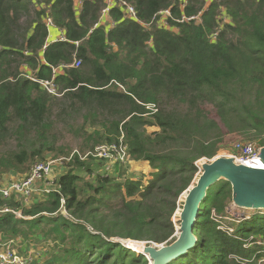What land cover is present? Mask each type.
Here are the masks:
<instances>
[{
  "label": "trees",
  "instance_id": "1",
  "mask_svg": "<svg viewBox=\"0 0 264 264\" xmlns=\"http://www.w3.org/2000/svg\"><path fill=\"white\" fill-rule=\"evenodd\" d=\"M105 1L0 0V177L25 175L48 153L64 161L58 192L27 207L0 201L29 218L1 216L2 239L38 237L57 250L35 264H149L111 240L175 241L171 218L196 162L223 143L210 112L228 133L264 135V0H114L107 21ZM119 1L134 7L136 21ZM165 10L171 16L162 28L157 14ZM197 15L199 23L181 22ZM52 34L62 39L53 42ZM74 60L78 68L55 75L60 96L37 83ZM66 118L78 124L81 152L54 149L55 126L74 128ZM146 127L160 131L147 134ZM206 128L216 131L210 142ZM121 137L129 162L151 169L147 185L115 182L106 171L93 183L79 176L92 170L85 154ZM114 170L123 176V168ZM231 203L230 184L220 180L200 204L194 246L168 264L264 259L253 238H264V216L239 221L229 234L220 220Z\"/></svg>",
  "mask_w": 264,
  "mask_h": 264
},
{
  "label": "built area",
  "instance_id": "2",
  "mask_svg": "<svg viewBox=\"0 0 264 264\" xmlns=\"http://www.w3.org/2000/svg\"><path fill=\"white\" fill-rule=\"evenodd\" d=\"M114 5V0H106L105 7L101 13V20L108 19V13L110 8ZM118 5L123 10V14L127 19L137 20L136 11L132 5L125 1H119ZM159 23H161L162 28H167L166 19L170 17V11H160L158 14ZM184 21H195L200 22L199 15L191 18H182L181 22ZM178 22V21H177ZM46 25L49 27L52 25L50 20H46ZM160 25V24H159ZM216 34H214L215 36ZM213 36V37H214ZM53 42L62 39L57 37L52 38ZM80 66V61L74 60L71 65H61L56 69L52 70V77L49 80L35 81L37 82L48 94L52 96H59L57 88L55 86V75L62 72L66 68H78ZM31 79V78H30ZM263 146L245 143L237 141L231 144L230 151H223L218 156L214 157L211 162L216 158H229L235 165L243 166L251 161L257 160L262 161L260 158V152ZM90 160L102 163L101 170L103 172L115 171L116 167L123 168L125 165L129 164V156L127 152V147L124 144L122 137L116 144H102L96 146L91 152H88L82 157V160ZM53 163L52 162H37L31 168L30 171L23 175V178L18 180V178H11L7 180L8 182L4 185H0V201L14 199L15 202L20 203L22 206L27 207L34 201L43 200L52 193L58 192L55 185V176L53 173ZM22 177V176H21ZM233 210H229V213L234 214V209L237 212H245L243 209H239L232 205ZM62 213L65 214V210L62 208ZM13 215L16 219L27 220L28 217H23L20 209L14 210L8 206L0 205V217L5 215ZM239 214V213H238ZM247 218V217H246ZM249 219V218H247ZM255 244L264 247V238L255 239ZM111 242H115L111 240ZM130 240H118L115 243H119L121 246L128 248L130 247ZM22 243L20 238L14 239H2L0 237V264H35V260L32 257L31 250L27 251L23 244L20 247H24L25 250L21 251V248L17 245ZM251 243L244 245L245 248L250 247ZM157 245H155L156 247ZM31 248V247H29ZM19 249V250H18ZM254 257L251 260H239V264H250L254 262ZM255 264H264V259L260 258L256 260Z\"/></svg>",
  "mask_w": 264,
  "mask_h": 264
},
{
  "label": "rangeland",
  "instance_id": "3",
  "mask_svg": "<svg viewBox=\"0 0 264 264\" xmlns=\"http://www.w3.org/2000/svg\"><path fill=\"white\" fill-rule=\"evenodd\" d=\"M77 4V3H76ZM60 96V95H59ZM208 109L210 110V108L208 107ZM208 119L213 122L215 121L218 126H219V138H221L223 140V143L221 145H219L216 155L213 156L212 158H201L196 162V165L198 167V172L195 175L193 181L191 182L189 188L181 195V197L178 199L179 203V207H177V209L174 212V215L172 216L171 220L173 222L174 228H175V232L172 236V240H177V238L179 237V214L181 212L182 209V205H183V201L185 198V195L188 193V191L195 186L199 176L201 175V173L203 172V166L209 164V162H211V160L218 156L220 153H222L223 151H230L231 150V144L237 141H241V142H245V143H251V144H255V145H259L261 146V142L264 140V135L258 137L256 135H254L251 131H241V132H231L228 133V131L225 129V127L222 125V123H219L217 117H215V114L213 112H210V115H208ZM67 123H70L71 125H74V128H70V126H66L64 124H62L61 122L59 124H57L54 128V136L53 139L51 140V142H54V149L57 150L60 147H64L66 148L68 151L71 152H76V151H80L79 146L81 144V138L78 137V124L76 122H71L66 118ZM213 122V123H215ZM207 130V135L204 136V138L210 142L214 139L216 131L213 128H206ZM160 130L155 128V127H146L145 128V132L147 134H152L155 132H159ZM178 153H181L178 151ZM55 155V153H48L46 154V161L48 162H52L53 163V175L56 174V172L63 167V160H55L52 157ZM61 161V162H60ZM67 162V161H66ZM86 164L85 166H91L92 170L91 172L87 173L86 169H83V172L79 173V176L82 177L83 179H85L86 181H91L93 183V178L96 175H101L104 174V172L100 169L102 165H98L100 163H95L92 162L90 160H85ZM149 166L145 163H139V164H133L132 162H129V164L123 167V176L120 177L119 173L116 171V173H113L112 171L109 172V176L111 179H116L115 182H119L122 183L124 181V179L129 178V179H135V180H140L141 182L144 183V185H147V181H149L150 179V174H149ZM125 171V172H124ZM112 173V174H110ZM22 176V177H21ZM5 176L0 177V185H4L6 184L8 181L6 178H3ZM14 178V177H13ZM21 178H23V175H19L18 176V180H20ZM10 179V178H9ZM210 208V206L207 204L205 206V209L208 210ZM233 210L232 208V203L229 204L227 206V208L224 211V216L222 218V220H220V223H222L221 229L227 231L229 234H231V232L234 230V224L238 223L239 221H248L247 218H251L252 216L255 215H259V216H264V210H246L243 209L245 212H237V209H234V214H230L229 210ZM62 213V212H61ZM239 213V214H238ZM65 217L69 216L65 213H62ZM247 217V218H246ZM218 217H214L213 219L216 220ZM228 223V224H224V223ZM264 222V221H263ZM253 238H258L261 239L262 237L260 235H256L253 236ZM114 239H118V240H122L119 238H112V240L114 241ZM170 239V238H169ZM168 239V240H169ZM252 239V238H250ZM22 240V243L18 244L17 246L20 247L22 244L23 246H25V248L27 249V251L31 250V254L32 257L34 258L35 261L39 262L41 260V258L43 256H41V254L44 253H49L51 252V254L53 253H57L56 249H53V245L50 242L44 241L39 239L38 237H33L32 239L30 238V240ZM131 241V245H137L135 247L137 248H146V247H151L153 249H161L163 247L169 246L166 245L167 241L163 244L157 245L155 247V244H151L149 242H144V241ZM31 247V248H29ZM133 250H131V249ZM128 247L126 249H128L129 251L133 252L134 254H136V256H139V252H137L134 248L132 247ZM136 248V249H137ZM19 250V249H18ZM46 258V256H44ZM48 259V256H47ZM49 260H51V256H49ZM148 260V259H147ZM149 262V260H148ZM150 264V262H149Z\"/></svg>",
  "mask_w": 264,
  "mask_h": 264
},
{
  "label": "water",
  "instance_id": "4",
  "mask_svg": "<svg viewBox=\"0 0 264 264\" xmlns=\"http://www.w3.org/2000/svg\"><path fill=\"white\" fill-rule=\"evenodd\" d=\"M260 158L264 162V146L261 149ZM220 180L230 184L233 206L246 210H263L264 170L252 171L235 165L229 158H216L203 166V172L183 201L179 214L180 226L177 240L158 250L150 246L143 247L145 251L139 254L146 257L150 264H168L186 254L196 241L193 233L199 217L200 204L206 197L207 191Z\"/></svg>",
  "mask_w": 264,
  "mask_h": 264
},
{
  "label": "bare ground",
  "instance_id": "5",
  "mask_svg": "<svg viewBox=\"0 0 264 264\" xmlns=\"http://www.w3.org/2000/svg\"><path fill=\"white\" fill-rule=\"evenodd\" d=\"M242 167H245L246 169H249V170H252V171H263L264 170V162L254 160V161L249 162L248 164L243 165ZM187 194L185 195V198H186ZM263 210H264V208H263ZM132 248H134L138 252H144L145 251L144 248H142V247L141 248H137L135 246H132Z\"/></svg>",
  "mask_w": 264,
  "mask_h": 264
},
{
  "label": "crops",
  "instance_id": "6",
  "mask_svg": "<svg viewBox=\"0 0 264 264\" xmlns=\"http://www.w3.org/2000/svg\"><path fill=\"white\" fill-rule=\"evenodd\" d=\"M54 33H55V31H54ZM58 35V34H57ZM54 35L52 34V38H54V39H56L57 38V36L56 37H53ZM92 162H95V161H92ZM95 163H99V162H95ZM133 164H139V163H145V162H132ZM145 164H147V163H145ZM98 165H100V164H98ZM148 165V164H147ZM116 168H118V167H116ZM101 169V168H100ZM150 171H149V174H151L152 173V171H151V169H149ZM62 171H63V169L62 168H60L57 172H56V174L54 175L55 177H57L59 174H61L62 173ZM5 177H3V178H6L7 180H9V178L11 179V178H18V176L19 175H12V174H10V175H4ZM21 248V251L22 250H25V248L24 247H20Z\"/></svg>",
  "mask_w": 264,
  "mask_h": 264
}]
</instances>
